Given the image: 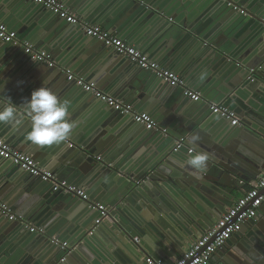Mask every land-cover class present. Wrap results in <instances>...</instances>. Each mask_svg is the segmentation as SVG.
<instances>
[{
	"label": "water",
	"instance_id": "95a60500",
	"mask_svg": "<svg viewBox=\"0 0 264 264\" xmlns=\"http://www.w3.org/2000/svg\"><path fill=\"white\" fill-rule=\"evenodd\" d=\"M121 1L126 4L127 10L137 12L139 18L142 15L145 18H152L153 21L155 18L156 22L162 21L165 23L166 18L172 21L170 18L172 12L168 6H172L174 0H167L169 1L168 3H164L162 0ZM211 1L214 4V10L219 12L222 16H225L233 25V27L229 29L230 33L235 29L243 28L249 32L255 31L259 34H264V1ZM11 2L12 1L9 0V4L6 5L15 13L14 10L18 5L14 1L13 3L16 6L14 7L11 5ZM19 2L23 1L21 0ZM24 2L30 5L22 6L21 10L23 13L20 15L17 14L18 16H16V18L21 21V24L26 26H18L19 33L24 34L30 30L29 39L39 46L40 50L45 51L47 54H52L55 51L56 53H60L59 50L65 53L66 48L57 43L59 40L57 38L62 34L61 32L67 30L65 26H69V28L73 29L78 28L59 19L51 12L45 14L44 10L46 9L40 5L34 4L29 0H25ZM32 3L34 5H32ZM23 16L25 20H22ZM174 19L175 21L173 24L166 23V25L174 28V33H179L181 36L187 37L188 41H193V43L197 45V48H200V54H203L205 61L209 63V67H213V69L217 70L222 66L225 68L229 66L231 72L233 70L240 71L239 78L229 77L230 79L227 80L225 77L222 80V82H224L223 88H220L221 85L212 82L209 83L207 87L202 84L198 86L199 93H201L204 99L216 103L224 102L225 105L234 110L238 115L239 125L232 127L228 121L214 115L213 118L225 121L230 129L227 133V140L221 145L220 149H209L201 144L204 141H202L200 137L204 136V130L209 124L206 113V111L210 112L209 107L207 104L200 101L192 105L190 109H187L191 105H186V103L183 105L182 103L178 108V133L175 134L178 138L173 140L172 146L170 147L169 143H163L162 137H164V135L162 133H153L154 131L146 130L144 126L134 123L131 118L120 115V117L129 118L135 126H139L136 129L138 131H135V133L141 135L139 140H143L145 144L157 145L159 150L160 155L155 159L156 161L153 163H143L137 174L127 172L126 168L117 165L108 167L105 164V159L101 158L98 160V153H101L102 149H104L101 144H99L96 149H93V151L88 150V144H81L84 145L82 147L86 150V152L83 153L80 146L76 147L68 142L72 140L71 136H69L66 143L63 142L59 145L48 146L50 149H53L54 152L61 153L60 160L63 163V170L65 172L75 175L80 174L82 176L80 181L83 182L84 186L89 188L93 195L97 192L96 189H100L101 199L107 201L109 205L107 206L111 209L106 218L109 227L103 225L84 231L89 224L87 223L83 225L81 230L77 233L71 232L69 235H75L71 239H76L75 248L71 252L65 248H61L60 245L51 243L50 238L53 237L52 232H45L43 235L36 234V242H25V249H27L28 253H35L38 249L41 250L42 244L46 246L50 244L60 249L62 252V256L56 259L54 264H144V256L146 258L152 257L155 259L163 258L168 255V251L171 249L170 243L172 236L169 232H165L160 225H156L154 221L148 220L146 217H141L137 214L138 211L136 210L141 206L140 203L153 209L161 216L163 215V217L167 218V220L169 222L171 221L174 225L179 226L185 238L189 240L193 233L200 229L207 230L208 227L212 226L214 220H218L222 214L226 213L227 209L230 207V201L235 198L233 193L235 188L242 189L245 185L244 182L251 183L262 173L264 169V54L254 52L253 54L255 55H251L249 58L245 59L244 55L240 54L242 52L241 45L234 49L229 48V44L226 46L223 45L222 40L213 38L207 33L209 28L206 29L205 27H201L202 24H197V27L190 16L181 15V18H179L176 15ZM57 22L61 24L58 27L56 26ZM53 26L57 27L58 31L56 30L53 32ZM182 28L187 29V35H184L182 32L184 30ZM41 29L44 30L45 33L40 32L42 31ZM204 29L207 31H204ZM80 34L82 33L80 32ZM89 39L95 40L94 38ZM98 42L101 48H106L100 41ZM82 43L84 44L85 41ZM3 46L4 47L0 49V106L7 103L5 97L9 96L12 102L17 105L21 114H23V103L30 98L31 89L40 87L42 82L33 81L29 75H23L22 77L20 73L16 72L17 70L14 65H20L23 57L16 53L18 51L12 52L15 49H6L12 46L18 48L17 46L12 44H3ZM107 50H109L110 53H115L112 49ZM22 54L30 58V56L23 51ZM122 58L126 62H130L128 58ZM54 62L57 63L55 60ZM34 63L37 64L38 62L34 61ZM55 67L49 68V70L54 71L56 70ZM146 73L151 76V90L162 92L163 90L159 88L161 85H165L167 88H170V90L179 91L180 94L184 96L181 89L173 87L171 84L164 82L162 79L155 77L149 72ZM178 74L182 77L187 87H193L189 82L190 78H188V76L186 77V75ZM214 75H216V73ZM161 82L164 83L162 84ZM25 85H29L30 88L25 87ZM53 93L62 102L60 95H57L56 92ZM210 97L214 99L211 100ZM187 99L189 100V98ZM101 104L106 106L104 103ZM201 105L206 106L207 109H200L198 106ZM110 110L114 116L118 114L112 109ZM24 124L30 126V120L27 116L24 117ZM193 136L199 137L195 145L197 150L206 151L210 154L207 170L204 173L198 174V176H193L191 174L192 170L186 166L178 165L181 166V171H176V169L172 167V164L176 162L175 159L177 156L174 155L177 154V152H173L176 141L186 137L191 143ZM94 137L95 136H92L90 138L93 139ZM92 139L90 140L93 141ZM161 142L162 145L159 146ZM87 143L90 144L89 141H87ZM63 146H65L64 148L67 151L62 153L60 149ZM182 149L188 152L186 146ZM46 152H48V150L41 151V154H45ZM67 158H74L75 162L74 160H69L67 164L64 162ZM6 162L8 163V161ZM185 170L186 172H184ZM48 172L52 173L51 171ZM26 174L28 175V177L24 179V185L27 183L26 186L21 190H19L22 186L20 184L12 187L13 191L10 192V194L15 196V198L19 197V195L21 198L22 193L30 194L32 189L34 190L33 182L36 180L40 181L39 178L32 177L28 173ZM28 180L31 182L29 181L28 183ZM47 184L49 196H53L56 199V197L63 195L60 200L63 206H66L68 210L76 213V215L84 216V211L87 210L86 208L88 207L86 203L77 198L65 195L60 191H54L53 186L50 183ZM113 185H117L118 188L113 189ZM197 190L207 195L212 202L218 200L221 205L225 204V206L215 211L213 207V209L211 208V203L208 202V206L204 207L205 210H193V215L186 214L185 217L181 215V218L179 217L180 219L176 218L175 213H170L172 211L170 210L171 206L169 205V200L176 201L174 197L179 201L185 198L187 199L188 197H192ZM221 196H223V198H220ZM10 197L0 199L3 201H10V203H12L11 205H16L18 200ZM27 198L30 199L28 196ZM36 199L37 198L33 200L30 199L21 207L20 211L15 210L14 212H16L17 216L26 217H32V214L36 212L39 218L31 221L36 224L41 222V219L43 222L39 224V226L43 225L47 227L48 225L44 222L46 221L45 215L49 211H57L59 208H54L55 206H52L53 202L47 199L44 194H40L37 201H35ZM223 199H227L229 203L226 205L227 201ZM215 204L219 205L218 203ZM93 212L95 216H97V212ZM258 212V222L255 221V219L248 221L249 223L247 222L243 225V229H245L242 232H240L241 228L239 232L234 234L233 237L218 250L220 255L227 254L229 256L230 259L228 264H264V230L261 229L264 223L260 222V219L264 216V206L260 207ZM87 214L88 213L85 211V217ZM0 220V264H13L11 259H9V255H11L12 252H9L8 246H13L16 240H14L13 243L11 241L12 234H9L11 233L12 227H16L17 224H20L23 229L25 228L21 223L16 221L10 222L6 218L2 219V217H0ZM68 225L69 232L73 231L76 226H72L71 224ZM36 226H38V224H36ZM65 227H67V225ZM95 234L101 238L103 247L97 246L92 241ZM60 235L62 237H68L67 232L61 233ZM135 238L139 240L138 243L134 241ZM56 239L60 241V244L65 242L64 239L58 237H56ZM172 240L174 239L172 238ZM240 240L241 244H238ZM167 242L169 244H167ZM116 243H118V246H116ZM107 245L120 248V250L124 251L122 253L123 255H118L117 252H108L106 248ZM13 256L16 257L17 255L14 254ZM62 258H64L63 261H61Z\"/></svg>",
	"mask_w": 264,
	"mask_h": 264
},
{
	"label": "crops",
	"instance_id": "0c3cea01",
	"mask_svg": "<svg viewBox=\"0 0 264 264\" xmlns=\"http://www.w3.org/2000/svg\"><path fill=\"white\" fill-rule=\"evenodd\" d=\"M11 1L12 6L16 7L13 3L14 1L18 5L14 10L15 13H13L6 5L9 4V0H0V22L5 24L10 30L16 32L19 39L28 41L40 50V47L29 39L30 30L27 29L28 31L24 34L19 33V27L26 26L21 24V21L16 18V16L23 13L21 10L22 6L30 4L24 2L25 0H22L23 2H19L21 0ZM58 1L71 13L79 16L88 23L99 25L103 29L113 33L130 46H133L146 54L162 68L175 73L181 79L182 77L178 73L186 75V77L188 76V78H190L189 82L193 86L188 88L198 93V86L201 84L207 87L209 83L212 82L221 85V87H219L223 88L224 82H222V80L225 77L227 80L230 78H239L240 71L233 70L231 72L229 66L227 68L222 66L217 70L213 69V67H209V63L205 61L203 54H200V48H197V45H195L193 41H188L187 37L181 36L179 33H174V28L166 25V23L173 24L176 15L179 18H181V15H187V17L190 16L192 20H194V23H196L195 25L202 24L201 27H205L206 29L209 28L208 31L206 29H204V31H207V33L213 38L222 40L223 45L226 46L229 44V48L231 49L241 45L242 52L240 54L244 55L245 59L249 58L251 55H255L253 54L254 52L264 54V34H259L255 31L249 32L243 28L235 29L230 33L229 29H231L233 25L225 16H222L219 12L214 10V4L211 0H174V4L168 6L172 12V15L170 16L172 21H170L169 18H166L165 23L162 21L156 22L155 18L153 21L152 18H145L142 15L139 18L138 13L132 10H127L126 4L121 0ZM169 1L162 0L164 3H168ZM32 5L34 4L32 3ZM44 13L47 14L48 11L44 10ZM22 20H25L24 16L22 17ZM59 25L61 24L57 22L56 26L58 27ZM57 27H54V31H52L55 32ZM65 27H67V30L61 32L62 34L57 38L59 39L57 43L63 45L66 48V52L64 53V51L59 50L60 53H56L55 51L50 54L51 58L57 62L55 63L56 70H49L44 64L34 63V61L22 54V50L12 46L6 49H15L12 52L18 51L16 53L23 57L20 65H14L17 70L16 72L20 73L22 77L23 75H29L33 81L39 83L44 80V86L49 88L52 92H56L57 95H60L62 102H66L68 106L67 119L75 123V127L70 134L72 140H69V143H72L76 147L80 146L83 153L86 152V150L82 147L84 145L81 144H88V150L92 151L101 144L104 149H102L101 153H98V156L105 159V163H111L112 167L117 165L126 168L127 172L137 174L143 163H153L156 161L155 159L160 155L157 145L145 144L143 140H139L141 135L135 133V131H138L136 129L139 126H135L129 118L120 117L119 114L114 116L110 108L103 106L101 104L102 102H99V100L95 99L91 94L82 91L74 82L68 81L65 70L69 71L73 76L81 78L86 83L94 84L99 91L126 104L132 105L137 112L146 113L151 116L159 128L166 130V135L162 137V140L163 143H169L170 147L172 146L171 144L173 140L178 138L175 134L178 133L179 106L182 105V103L183 105L186 103V105H191L187 108L190 109V107L196 102H193L190 99L188 100L185 96H182L179 91L170 90V88H167L165 85H161L159 88L160 90H163L162 92L151 90L150 87L152 80L151 76H149L150 74L137 68L131 62H126L118 54L110 53L109 50H107L108 48H101L98 41L90 40L86 36H83L78 29L69 28V26ZM44 30L40 32L45 33ZM183 30L184 31L182 32L184 35H187V29L184 28ZM83 41H85L84 44L82 43ZM2 47L4 46L0 43V49ZM215 73L216 75H214ZM29 85H25V87L30 88ZM33 90L34 89L32 88L31 91ZM209 102L216 103L214 101ZM198 107L204 110L207 109V107L203 105ZM206 113L209 124L204 130V136H200L202 141H204L201 144L209 149H220L221 145L227 140V133L230 128L225 121L213 118L214 115L210 114L209 111H206ZM29 130L30 126L24 123L18 129H13L11 125L0 124V138L13 149L33 158L42 169L51 171L56 178L65 180L71 185L85 189L92 201L108 205L107 201L101 199V193L99 192L100 189H96L97 192L93 195L89 188L84 186L83 182L80 181L82 177L80 174L75 175L63 170L64 166L60 160V152L56 153L49 147L37 148L28 142L25 139V133ZM153 133L157 132L154 131ZM92 136L95 137L92 139L90 138ZM87 141H89L90 144L87 143ZM161 145L162 142L159 146ZM185 146L188 150L189 148L194 147L186 137ZM64 147L65 146L60 149L62 153L67 151ZM44 150H48V152L41 154V151ZM174 155H177L175 159L177 163L175 162V164H172V167L176 169V171H181V166H185V161L188 158V152H186L185 149H182ZM74 158H67L64 162L67 163V161L74 160ZM184 172H186V170ZM263 172L264 169L260 175H262ZM27 177L28 175L26 172L12 167L9 162H6V160L0 159V198L4 199L12 196L10 194V192L13 191L12 187L17 184L22 185L19 188V190H21L27 185V183L24 185V179ZM29 181L30 180H28V183ZM253 182L254 181L251 183L244 182L245 185L242 189L235 188L233 192L235 198L230 201L231 203H229L227 199H223L227 201L226 205L229 203L231 206L250 188ZM33 183L34 190L32 189L30 194L22 193L21 198L20 195L16 198L15 196L10 197L18 200L16 205H11L12 203H10V201H3L1 199L0 201L7 204L14 212L15 210L20 211L21 207L30 199H38L40 194H44L47 199L53 202L52 206H55L54 208H59V210L49 211L50 213L48 212L45 215L46 221L44 222L48 225L47 227H44L43 225L39 226V224H42L43 222L41 219V222L36 224L44 229L45 232H52L53 237L56 236L64 239L68 245L75 246L76 239H71L75 235L69 234L71 232L77 233L81 230L82 226L87 223L89 224L84 231L92 228L93 221L96 218L94 212L87 207V210H85L88 213L86 217L85 211L84 216L76 215V213L68 210L66 206H63V203L60 202L63 195L56 197V199L53 196H49L47 183L39 180H36ZM112 188L117 189L118 187L117 185H113ZM27 196L30 199H28ZM174 198L176 201L169 200L168 202L171 206L170 210L172 211L170 213H175L177 219H180L181 215L183 217H185L186 214L193 215V210H205L204 207L208 206V202L211 203V208L213 207L215 211L225 206V204L221 205L218 200L212 202L207 195L198 190L192 197H188L187 199L185 198L184 200L179 201L176 197ZM220 198H223V196ZM37 199L35 201H37ZM215 203H218L219 205H216ZM140 205L141 206L136 210L138 211L137 214L141 217H146L148 220L154 221L156 225H160L163 230L169 232L174 239L172 240L171 238V249L168 251V255L163 258H158L166 263H173L181 253L190 246L196 237L206 231L205 229H200L193 233L192 237L187 240L183 231L179 229V226L174 225L171 221L169 222L167 218L163 217V215L161 216L159 213H156L153 209H150L142 203H140ZM14 213L16 214V212ZM258 216L259 212L257 211L255 218V221L257 222L259 221ZM0 217L5 219V217L1 215ZM21 217L36 226L31 220L39 218V215L35 212L32 214V217ZM262 217L263 218L260 219V222L264 223V216ZM215 221L216 220L213 222ZM68 224H71L72 226L76 225L73 231L69 232ZM66 225L67 227H65ZM103 225L109 227L107 220L98 227ZM244 229L242 226L240 232ZM261 229L264 230L263 225L261 226ZM64 232H67L68 237H62L60 235ZM9 235L12 237V242L16 240V243L13 242V246H8L9 252H12V254L9 255V259H11L13 264H54L55 260L62 256L61 250L50 244L48 246L42 244V246L40 245L42 247L41 250L38 249L35 253H28L27 249H25V242H36V234L28 233V231L23 229L20 224H17L16 227H12ZM93 237L92 241L97 246L103 247L101 238L96 234ZM241 240L238 241V244H241ZM116 244V246H118V243ZM167 244L169 243L167 242ZM116 246L107 245L106 248L108 252H117L118 255H123L122 253L124 251ZM219 253L220 252L217 251L206 264H228L230 259L229 256L227 254L220 255ZM14 254L17 256L14 257ZM143 259L146 260V257L144 256ZM144 264H146V262Z\"/></svg>",
	"mask_w": 264,
	"mask_h": 264
},
{
	"label": "built area",
	"instance_id": "2783aa9c",
	"mask_svg": "<svg viewBox=\"0 0 264 264\" xmlns=\"http://www.w3.org/2000/svg\"><path fill=\"white\" fill-rule=\"evenodd\" d=\"M34 4L42 6L48 12L56 15L59 19L65 21L70 25H74L86 37L94 38L100 41L104 47L112 49L118 55L126 57L137 68L153 74L155 77L162 79L164 82L171 84L173 87L181 89L183 95L193 102H204L209 107L212 115L228 121L230 125H239V118L237 113L225 105L224 102L212 103L203 98V96L189 89L183 80L175 73L166 70L159 66L155 61L151 60L146 54L130 46L125 41L113 33L103 29L99 25L90 24L84 21L79 16L71 13L58 0H29ZM0 42L2 44H12L20 48L24 53L30 56L32 61L46 65L48 68L55 67V62L50 54L45 51L35 48L28 41H23L18 38L16 32L10 30L5 24L0 22ZM68 81H72L82 89V91L91 94L95 99L104 103L108 108L121 116L129 117L134 123L142 125L146 130L156 131L166 135V130L159 128L154 119L146 113L137 112L132 105L126 104L116 98L105 94L94 86L92 83H86L81 78L73 76L69 71L65 70ZM185 147V138H180L175 143L173 152H178ZM0 159L8 161L12 167L18 168L23 172L28 173L32 177L39 178L40 181L50 183L54 191H60L65 195L77 198L87 204L88 208L96 211L97 216L93 221L92 228L101 225L110 213V207L107 205L94 202L90 199L85 189L74 186L56 178L52 173L42 169L38 163L28 155H25L6 144L0 138ZM100 160V157H97ZM108 167H112L111 163H105ZM264 206V172L259 178L252 183L250 188L238 198L221 217L216 220L211 227L200 234L190 244V246L181 253V255L173 262L166 263L161 259L147 257L146 264H206L212 256L223 247V245L232 238L234 234L239 232L243 225L248 221L255 219L257 211ZM0 215L5 217L10 222H19L30 234L45 233L44 229L39 226L31 224L21 216H17L13 210L5 203L0 201ZM51 243L60 245L61 248L67 249L71 252L75 246L68 245L67 242L60 244L56 237L50 238ZM134 241L138 243V239ZM68 254V253H67ZM66 254V255H67ZM65 255V256H66ZM64 256V257H65ZM62 258L61 261H63Z\"/></svg>",
	"mask_w": 264,
	"mask_h": 264
},
{
	"label": "clouds",
	"instance_id": "9594fccd",
	"mask_svg": "<svg viewBox=\"0 0 264 264\" xmlns=\"http://www.w3.org/2000/svg\"><path fill=\"white\" fill-rule=\"evenodd\" d=\"M6 104L0 106V124L11 125L18 129L24 123V117L30 120V130L25 133V139L37 148L59 145L69 139L75 123L67 119L68 106L47 87L42 85L30 93L24 104V112L18 110L11 97H5ZM199 137L193 136L185 166L192 170L193 176H198L207 170L210 154L199 151L195 147Z\"/></svg>",
	"mask_w": 264,
	"mask_h": 264
}]
</instances>
